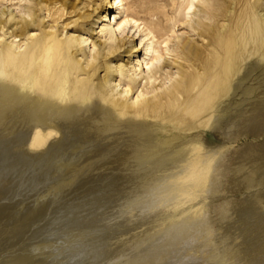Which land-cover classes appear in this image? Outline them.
<instances>
[{"label": "rangeland", "instance_id": "rangeland-1", "mask_svg": "<svg viewBox=\"0 0 264 264\" xmlns=\"http://www.w3.org/2000/svg\"><path fill=\"white\" fill-rule=\"evenodd\" d=\"M40 1L0 0V19L7 21L4 30L11 32L34 19L29 27L30 34L54 31L60 33V38L84 34V37L95 42V46L91 49L87 43L76 52V59L80 61L81 67L79 77L87 76L83 72L91 67L92 57H86L90 52L97 55L94 66L98 68L93 75L94 83L106 76L107 67L112 72L111 82L113 81L108 82L107 87L112 88L119 79L113 70L118 66H129L139 54L133 52L136 39L124 34L116 42V50L112 52L100 46L103 42L99 32L100 25L94 23L96 17L92 20L96 9L102 6L100 0H68L69 4L77 5L76 9L73 12L65 10L61 16H51L49 11H40L44 7ZM172 1L171 4V0H141L147 6L154 3L161 5L151 19L163 21L173 17L182 2ZM233 2L234 0H204L198 4L196 11L199 13L193 15L187 24L179 26L182 32H178V38L171 45L177 44L180 47L183 44H193L202 49L208 41L205 33L211 26L218 28L222 24L233 22V11L240 10L239 4L233 5ZM260 2L264 7V0ZM16 4L29 5L32 10L30 15L18 10ZM229 6L230 13L225 16L224 12ZM47 9L52 13V6ZM2 11L6 13L1 15ZM256 11L264 26V9L258 8ZM9 12L13 13L10 20ZM88 13L92 15L90 18L80 17ZM37 14L41 16L37 18ZM137 15L141 19H148L145 13ZM62 28H65L64 32ZM186 28L188 30L185 31ZM8 40V34L1 35L0 41ZM23 42L26 44L29 40ZM24 46L16 50L21 51ZM168 56L170 57L162 62L165 67L161 70V73L167 72L173 77L167 83L168 86L186 80L195 70V66L179 50L171 51ZM257 60L250 57L247 65H241L240 70H243L241 74L239 72L232 88L234 94H237V103L230 104L228 109H224L212 121L209 120L212 124L208 129L198 124L192 125L195 129L191 133L150 157L145 154L151 143L158 139L159 130H150L145 133L146 136H141L131 120L129 124V119L126 118L112 119L104 109L80 115L75 123L64 125H69L65 130L63 126H59L57 131L60 129L61 132L50 139L54 140V144L53 141L51 143L55 146H52L58 151L52 150L49 157L46 155V159H49L45 164H37V159L31 160V155H28L31 151L25 145L5 150L0 144V264H15V257L21 256L23 252L26 254L27 250H37L38 243L44 240L62 241L69 234L67 240L70 245L75 244V247L54 260L51 257L45 258V264H128L139 253L153 247L172 228L183 221H189L186 219H189V205L193 202L182 197L169 203L164 194L170 193L173 183L161 175L166 174L169 156L189 138L201 141L209 148L223 145L227 148L224 164L216 173L212 193H204V196L194 201L206 204L208 225L201 234L187 240L188 244L169 251L164 261L161 259L139 264H164L169 257L175 259L172 264H264V120H261L264 113L259 115L255 111L253 114L251 110L254 105L264 103V60L263 63L260 59ZM161 73H157L150 81L139 78L138 83H145L144 87L148 86L147 88L159 86L164 76ZM118 90L119 88L112 93L113 98L129 102L130 94L121 95ZM164 92L162 86L154 93H149L147 98H153L154 94L161 97ZM76 133H79L80 140H76ZM81 133L85 135L82 136ZM175 133L184 134L181 130ZM10 135L2 132L0 140ZM55 142L59 143L60 149ZM118 160L121 162L118 163ZM61 168L66 170L61 172ZM164 183L167 187L162 185ZM156 193L160 195L157 196ZM157 197L162 198L161 202ZM151 204L153 205L150 206ZM177 222L179 223L176 224ZM77 228L83 230L80 231L82 235L85 232L80 243L76 242L75 235L72 236ZM95 242L97 247L93 248L92 244ZM32 254L30 258L33 257ZM40 258L41 256H37L33 261L37 262L36 259Z\"/></svg>", "mask_w": 264, "mask_h": 264}, {"label": "bare ground", "instance_id": "bare-ground-1", "mask_svg": "<svg viewBox=\"0 0 264 264\" xmlns=\"http://www.w3.org/2000/svg\"><path fill=\"white\" fill-rule=\"evenodd\" d=\"M88 1L92 2L93 0ZM40 2L45 7H41L40 11H49L51 16L53 14H60L61 16L65 10L73 12L77 6L74 3L69 4L68 0H41ZM100 2L102 6L96 9V15L92 17V20L96 17L94 23L100 25V37L103 39L100 46L108 52H112L116 48V42L121 40L120 38L124 34H128L127 36L136 39L133 52H139L135 60L129 61V66H118L113 70L119 79L112 88L107 87L108 82H111L112 79V72L107 67H105L106 76L94 83L93 75L98 68L94 66L97 55L90 52L86 54V57H89L88 59L92 57L91 67L83 72L87 76L79 77L81 67L80 61L76 59V52L87 43H89L91 49L95 46V42L89 40L88 37H84V34V36L78 34V36L71 35L65 38H60V33L54 31H43L39 35L30 34L31 28L29 29V27L31 22L34 23V19L18 29L15 28L11 32H6L4 29L7 21L0 19V33L2 32L0 37L8 34L9 38L8 42L0 41V109L2 108L0 110V135L2 132L11 134L8 138L0 140V144L5 150L13 146L25 145L24 147L29 149V152L31 151L28 154L31 155V160L37 159L36 162L39 161L37 164H45L49 159H46L45 156L49 157L52 150L58 151L53 148L55 146L53 145L54 140L50 141V139L56 133L61 132L60 129L57 131L59 126H63V130H65L69 125L67 127L64 125L69 122L75 123L80 115L89 114L96 109H104L112 119L123 120V118H126L129 119V124L131 120L141 136H146L145 133L150 132V130L156 132L159 130L158 139L153 138L156 141L154 140L151 143L145 154L150 157L191 133L195 129L192 125L198 124L208 129L212 124L209 123V120L212 121L227 106L230 107V104L237 103V94H234L232 88L236 83L235 80L238 78L239 72L241 74L243 70H240L241 65H247L249 63L246 64L247 59L250 57H255L256 60L258 59L257 61L261 60V62L264 60V26L256 15L258 8L264 9L260 0H254L253 2L250 0H234L231 4H239L240 10L233 11V22L226 25L222 24L218 28L211 26L205 33L208 41L202 49H198L193 44H183L180 47L177 44H171H173L175 38H178L179 26L182 27V25L187 24L193 15L199 13V11H196V7L204 0H182L175 10L174 16L166 18L165 21L151 19L161 8V5L156 3L147 6L141 0H100ZM49 6L53 7L52 13L50 9L46 10ZM17 7L18 10L20 9L27 15H30V11H32L29 5L18 4ZM228 8L231 7H227L224 12L225 16L230 13ZM140 12L145 13L148 19L139 18L137 14ZM5 13V11H2L1 15ZM8 14L10 16L8 20L12 19L13 13L9 12ZM263 15L264 13H262ZM39 16L41 15H36L37 18ZM91 16L88 13L82 14L80 17L88 19ZM63 30L65 28H62V32H64ZM186 30L188 29L186 28ZM27 39L29 42L25 44L23 40ZM23 45H25L23 50H16ZM178 50L184 54L186 59L191 61V64L195 66V70L189 74L186 80L168 86L167 83L171 82L173 77L167 72L161 73L164 66L162 62L166 61V57H170L168 55L171 51ZM243 62L245 64H242ZM99 66H102V64ZM157 73L164 75L159 86L147 88L148 86L144 87L145 83H138L139 78L150 81ZM162 86H164L165 92L161 97L154 94L153 98H147L149 93H154ZM118 88L119 94H130L128 97L129 102L113 98L112 93L117 91ZM251 110L253 114L256 111L261 115V113H264V103L254 105ZM89 119L91 120V118ZM256 119L254 120L256 121ZM261 120H264V118ZM87 121L85 120V122ZM126 122L128 124V121H125V124ZM81 126L84 128L83 124ZM180 130L184 134L175 133ZM78 134L76 140H80ZM60 135L62 134L60 133ZM119 135L118 137H120ZM72 137L74 138L75 135H72ZM61 138L63 139L62 136ZM82 138L84 139V137ZM195 140L189 138L185 143L182 142L180 148L169 156L167 168H165L166 174L161 173L163 177L166 176L173 183V187L170 186L171 184L169 185L171 187L170 193L166 192L167 194H164L167 195L166 200L168 202L182 197L193 202L189 205L191 209L188 214L189 219H186L189 221L181 222L172 228L168 234L160 236L161 238L157 240L153 247L139 253L128 264H139L161 259L164 261L169 251H173L180 245L188 244L187 240L201 234L204 227L208 225L206 223L209 215L206 204L204 202L194 203V201L200 196H204V193H212L214 179L216 173L224 164L225 149L227 148L223 147L226 145L209 148L200 140V142ZM58 144H56L57 148L60 147ZM119 161L121 162V160H118V163H120ZM67 163H65L66 166H68ZM159 190L156 191L159 192ZM156 195L159 196L160 194L156 193ZM161 195L163 196L162 193ZM164 206L166 205L164 204ZM153 211L155 210L153 209ZM80 229L77 228L73 231L72 236L75 235L76 239L71 238L78 243L83 241L85 233L82 235L80 231L83 230ZM69 235L67 236L69 237ZM68 237L63 238L62 241L44 240L42 243H38L37 250L30 252L27 250L26 254L23 252L21 256L15 257V264H45V258L50 257L54 260L58 255L75 247V244L70 245L71 243L67 240ZM92 245L93 248L97 247V242ZM31 253H33V257L30 258ZM37 256H41V258L36 259L37 262H34L33 260ZM174 261L175 259L169 257L164 264H172Z\"/></svg>", "mask_w": 264, "mask_h": 264}]
</instances>
